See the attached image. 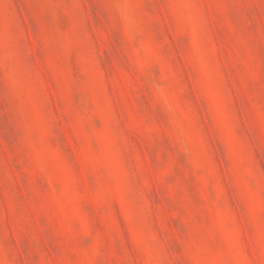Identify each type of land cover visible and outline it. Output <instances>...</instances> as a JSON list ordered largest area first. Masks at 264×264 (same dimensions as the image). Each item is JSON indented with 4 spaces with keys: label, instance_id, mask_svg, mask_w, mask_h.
I'll return each instance as SVG.
<instances>
[{
    "label": "rangeland",
    "instance_id": "374dc122",
    "mask_svg": "<svg viewBox=\"0 0 264 264\" xmlns=\"http://www.w3.org/2000/svg\"><path fill=\"white\" fill-rule=\"evenodd\" d=\"M0 264H264V0H0Z\"/></svg>",
    "mask_w": 264,
    "mask_h": 264
}]
</instances>
